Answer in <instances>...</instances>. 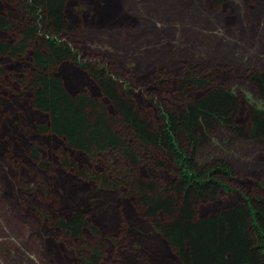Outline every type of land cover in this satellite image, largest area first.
Listing matches in <instances>:
<instances>
[{
  "label": "rangeland",
  "instance_id": "rangeland-1",
  "mask_svg": "<svg viewBox=\"0 0 264 264\" xmlns=\"http://www.w3.org/2000/svg\"><path fill=\"white\" fill-rule=\"evenodd\" d=\"M7 4L0 0V14L11 11ZM65 12L72 31L62 39L75 49L80 62H90L123 88H132L134 100L154 117L159 118L152 97L168 106L178 93L176 79L189 69L211 74L215 84L236 94L235 124L244 129L252 124L254 109L264 110V97L254 79L264 72V0H67ZM0 64L20 75L30 71L32 60L4 58ZM57 73L73 93L99 94L98 84L79 63L66 61ZM160 78L171 81L163 86ZM15 91L6 97L11 103L4 114L0 111V264H84L76 251L97 237L84 230L81 238H69L52 223L74 209L83 211L98 229V239L105 241L102 264H183L155 230H141L139 235L132 228L141 222L134 198L116 200L100 194L120 220L112 218L110 207L94 210L88 192L97 188L61 165L58 153L64 141L37 131L44 115L29 106V93ZM32 144L41 146V158L52 168H40L32 160ZM68 155L78 164L87 163L83 153ZM195 159L208 167L227 163L232 175L226 182L235 188L199 206V215L240 202L241 191L254 195L258 190L253 181L264 182V140L220 123L205 131ZM139 172L145 176L147 171ZM167 174V179L175 178ZM113 235L120 245L109 241ZM131 241L143 250L131 249Z\"/></svg>",
  "mask_w": 264,
  "mask_h": 264
},
{
  "label": "trees",
  "instance_id": "trees-1",
  "mask_svg": "<svg viewBox=\"0 0 264 264\" xmlns=\"http://www.w3.org/2000/svg\"><path fill=\"white\" fill-rule=\"evenodd\" d=\"M4 1L11 11L0 14V59L31 58L32 65L19 75L0 64V111L4 114L11 103L6 97L14 90L30 94L29 106L45 117L37 131L64 141L58 153L61 165L97 188L88 192L94 210L110 207L112 218L120 220L111 202L103 201L100 194L116 200L134 198L141 222L131 224L132 228L139 235L141 230H155L183 264H264V182L253 181L258 190L254 195L241 191L240 202L199 215V206L235 188L226 182L232 175L227 163L208 167L195 159L205 131L216 123L264 140V115L260 117L264 110L254 109L252 124L244 129L235 124L236 94L215 84L211 74L189 69L176 79L178 93L168 106L152 97L159 118L154 117L134 100L132 88H123L106 70L80 62L75 49L62 39L72 31L65 12L67 0ZM69 60L79 63L98 84V95L67 89L57 72ZM254 79L264 97V72ZM168 81L160 78L159 83L165 86ZM164 90L170 94L168 88ZM40 149L39 144L30 145V157L40 168H52L41 158ZM71 151L85 154L87 163L78 164L69 157ZM141 169H146L145 176ZM167 173L175 178L167 179ZM52 223L69 238H81L84 230H90L97 241L76 252L84 264H102L106 243L98 239V229L83 211L74 209ZM115 237L109 241L120 245ZM130 244L131 249L143 250Z\"/></svg>",
  "mask_w": 264,
  "mask_h": 264
}]
</instances>
